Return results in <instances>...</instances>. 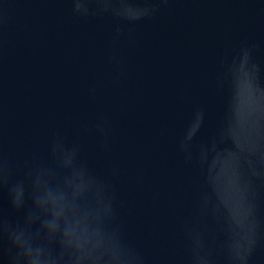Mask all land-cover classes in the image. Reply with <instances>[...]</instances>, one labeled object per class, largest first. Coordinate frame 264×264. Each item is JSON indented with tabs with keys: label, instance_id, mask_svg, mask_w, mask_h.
I'll list each match as a JSON object with an SVG mask.
<instances>
[{
	"label": "water",
	"instance_id": "1",
	"mask_svg": "<svg viewBox=\"0 0 264 264\" xmlns=\"http://www.w3.org/2000/svg\"><path fill=\"white\" fill-rule=\"evenodd\" d=\"M37 179L52 264H264V0H0V227Z\"/></svg>",
	"mask_w": 264,
	"mask_h": 264
},
{
	"label": "clouds",
	"instance_id": "2",
	"mask_svg": "<svg viewBox=\"0 0 264 264\" xmlns=\"http://www.w3.org/2000/svg\"><path fill=\"white\" fill-rule=\"evenodd\" d=\"M23 196L22 188L13 192L11 204L14 210L23 208ZM67 207L62 192L37 179L32 207L25 215L23 225L0 227L4 238L3 255L0 259L6 261V264H52L46 245L41 243V236L46 241L57 237ZM73 233L74 230L65 227L64 238L72 236Z\"/></svg>",
	"mask_w": 264,
	"mask_h": 264
}]
</instances>
